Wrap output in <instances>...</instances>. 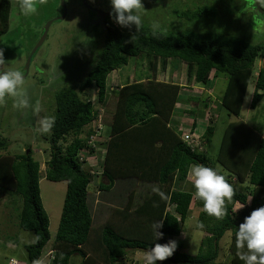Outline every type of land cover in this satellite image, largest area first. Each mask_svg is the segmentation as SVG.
Instances as JSON below:
<instances>
[{"label": "trees", "instance_id": "16d2710c", "mask_svg": "<svg viewBox=\"0 0 264 264\" xmlns=\"http://www.w3.org/2000/svg\"><path fill=\"white\" fill-rule=\"evenodd\" d=\"M10 12V0H0V35L9 29ZM190 16L212 17L215 9L199 8ZM131 35L128 29L116 24L112 16H107L104 45L96 65L77 89L63 88L54 97L55 124L48 137H42L49 144L45 178L51 182H65L66 192L50 263L71 264L74 255L80 259L78 264L127 262L130 252H145L156 243L164 244L169 238L178 237L194 202L203 209L195 229L206 234L197 253L191 255L176 249L171 257L157 264H217L220 241L227 232L230 238L225 253L230 257L229 264H243L237 254L235 232L245 217L264 206V138L242 121L229 124L215 159H212L206 150L214 131L212 122L199 136L198 145L188 144L184 136L187 131H194V124L187 131H177L169 126L181 87L157 82L155 74L157 68L164 71L169 60L172 63L178 60L185 64L186 79L206 89L213 76L226 75L220 106L239 118L247 87L254 78L253 65L261 46L244 37L217 32L166 34L158 31L153 35L151 28L144 24L135 39L129 42ZM139 57L145 59L147 78L121 87L113 106L108 138L98 143L105 150L103 157L98 156V159L102 158L100 173L105 179L104 184L96 183L98 189L108 192L115 188L116 192L117 185L131 189L124 193L121 190L118 195L124 194L127 198L119 199V206L112 207V217L94 229L88 187L100 173L95 167L92 172L83 166L87 156L94 158V144L91 146L87 142L93 135L100 134L97 127L91 126L100 114L95 104L84 96L95 88L96 104L102 109L107 100L108 75L127 66L129 59ZM207 96L211 98L206 95L190 102L195 104L194 107L199 104L209 111ZM263 97L264 68H261L254 80L249 108L255 109ZM189 113L194 116L197 111L194 109ZM144 129L149 132L140 134V139L138 133ZM132 133L137 134L136 138L128 144L126 138ZM67 138H71L69 142ZM8 147V140L0 137V191L22 197L18 228L33 232V241L24 249L28 264H38L42 250L50 240L49 221L40 198V165L32 158L30 149L19 155L2 154ZM193 164L217 169L233 186L234 194L231 199H226L224 216L208 215L203 202L193 196L194 188L192 191L174 188L175 183L187 178L188 168ZM136 182L147 185L145 193L138 195V199L137 193L132 191ZM153 188L165 192L168 199L162 200ZM236 203L244 206L238 213L233 212ZM154 221L163 223L160 229L163 239L154 241L151 229ZM199 223H203V229L197 228Z\"/></svg>", "mask_w": 264, "mask_h": 264}, {"label": "rangeland", "instance_id": "374dc122", "mask_svg": "<svg viewBox=\"0 0 264 264\" xmlns=\"http://www.w3.org/2000/svg\"><path fill=\"white\" fill-rule=\"evenodd\" d=\"M84 1L85 4L83 0H37L38 14L24 16L19 9L20 0H10L9 29L0 35V49L4 50L6 61L5 64H0V71H22L25 76L22 87L27 94L29 103L34 105L39 102L41 107L40 113L36 114L31 107L14 108L12 97L0 99V137L9 142L6 153L3 152L2 154L19 155L30 149L32 158L40 165V198L49 221L50 240L43 248L38 264H51L48 252L52 249L55 240L66 192V183L51 182L45 178L46 162L49 159V144L42 137L43 135L48 137L49 132L40 133L36 131L37 121L44 115H54L56 93L67 87L77 89L99 59L104 45V28L96 23L95 17L97 16L92 9L102 12L112 11L110 0ZM62 2L65 7L62 6ZM259 2L262 7L261 12L255 10L254 0H142L145 9L142 11L143 24L149 28L155 21L161 25L162 30L160 32L166 34L217 32L244 37L248 42L261 46L253 65L254 78L247 87L239 118H235L234 115L229 114L220 106L221 97L226 88V75L217 74L211 79L209 88L206 89L203 86V89L211 90V105L215 107L210 108L207 112L206 122L207 126L210 121L214 125L209 146L206 148L212 159H215L221 138L229 124L242 121L248 128L264 138V97L255 109L249 108L255 77L258 71L264 68V0H259ZM204 7H213L215 16L206 18L190 16L192 12ZM59 17H63V19L52 22L45 40L30 56L41 38L46 23ZM28 59L30 62L26 68ZM175 62L180 63L178 60ZM146 70L145 59L139 57L129 59L127 66L109 74L106 80L108 98L104 107L105 112H103V108L100 109V105L96 104L95 88L84 96L93 102L95 108L99 110L100 117L98 116L91 123V126L94 129L97 127L96 129L100 134L89 138L87 143L91 146L94 144L95 149L98 148L94 153L97 158L94 157L92 160L90 158L92 156H87L83 168H89L93 172L92 167H95L97 172L102 171V158L98 159V156H103L104 150H102L103 147L99 148L98 143L106 139V120L112 116L113 106H115L121 89L120 83L124 84L128 78L130 81L139 80L143 74H146ZM163 75L165 78L164 73L160 76ZM196 105L198 110L194 116L203 118L202 107L199 104ZM207 105L210 106L209 101H207ZM70 139L67 138V142ZM97 159L98 161H96ZM92 163L98 167L95 164L92 166ZM217 167H219L218 164ZM94 181L96 182L94 183ZM103 181L105 182V179L100 173L94 177L88 187V203L93 217L94 229L112 217V206H106L100 202H107L106 200H108L113 206H119L117 195L120 194L121 190L124 193V190L128 192L131 189L128 187L121 188L117 185L115 194L108 196L106 192L99 190L96 184H104ZM144 187L146 185L140 182H136L132 186L133 193H137V199L138 195L145 193ZM126 198L124 197V199ZM95 201H98L97 204ZM21 208L22 197L19 194L8 195L0 191V264H9L11 260L18 261L20 264H28L24 246L33 241L34 234L18 228ZM194 224L192 217H187L181 225L183 242L177 237H171L169 240H176L178 242L177 248H183L186 245L188 252L195 255L196 252L193 248L195 245L197 249V238L202 235V232L196 230ZM228 237L230 238L229 232L220 241L221 249L218 259L223 264L225 263L226 255L224 253L228 246ZM193 242L194 244H192ZM135 252L140 256L144 253L142 251ZM132 255L130 254L127 262L124 261L122 264H131V260L132 264L143 263L142 258H136ZM70 262L71 264H78L80 259L74 255ZM116 264H120V261Z\"/></svg>", "mask_w": 264, "mask_h": 264}, {"label": "clouds", "instance_id": "9594fccd", "mask_svg": "<svg viewBox=\"0 0 264 264\" xmlns=\"http://www.w3.org/2000/svg\"><path fill=\"white\" fill-rule=\"evenodd\" d=\"M112 12L110 16L115 23L122 28L128 29L132 35L131 42L135 39V34L139 32L143 25L142 11L145 10L142 0H110ZM19 9L24 16L38 14L37 0H20ZM153 35L162 30L159 22L151 24ZM4 50L0 49V64H5ZM25 76L19 70L0 71V99L5 97L13 98V107L18 109L32 108V111L39 114L41 107L39 102L34 105L29 103V99L23 84ZM247 99V98H246ZM55 116L44 115L37 121L36 131L48 133L54 127ZM187 176L191 180L194 193L193 196L203 202L204 211L210 215L220 218L225 215L226 199H231L234 194L233 186L220 174L217 169L207 167L202 164L190 165ZM162 200H167L165 192L159 188H153ZM243 205L241 206V208ZM235 209L234 211L241 209ZM163 223L154 221L151 225L155 240L163 239ZM198 229H203V223L197 224ZM184 235H186L184 233ZM236 247L238 257L243 264H264V206L259 207L244 218L235 232ZM178 247L176 240H169L167 243H156L154 247L146 250L143 255L144 264H157L158 261H165L173 255Z\"/></svg>", "mask_w": 264, "mask_h": 264}, {"label": "crops", "instance_id": "0c3cea01", "mask_svg": "<svg viewBox=\"0 0 264 264\" xmlns=\"http://www.w3.org/2000/svg\"><path fill=\"white\" fill-rule=\"evenodd\" d=\"M184 68H185V64L184 63H182V62H180V63H176V62L172 63L169 60L167 62V64H166V68H165L164 71H162L160 68H157L156 74H155V80L157 82L174 84V85H177V86L181 87V90L179 92V98L177 100V103L175 104V109L173 111V115L171 116V120L169 121V126H171L173 129L176 128L177 131H180V130L187 131V130H190V128L194 124V126H193L194 127V129H193L194 131L193 132L201 135V134L204 133V131L206 129L205 127H207L206 122H207V116H208L207 112L208 111L204 110V107H202L201 110L204 111V112H202L203 115H204L203 118H199V117H195V116H193L194 117L193 118L192 114H190L191 112L189 113V111H193L194 109L197 111L198 108L196 106L194 107V104H192V102H190V101H191V99H195L196 100V99L205 97V94L211 96L212 92H211V90L203 89V86L201 84H199V83H195L192 80L188 81L186 79L185 69ZM115 71L116 70H114L113 72H115ZM113 72H111V73H113ZM163 73L165 74V78H164V75L160 76ZM145 75L146 74H143L141 76V78H139V80L145 81V79L147 78V76H145ZM107 79H108V77H107ZM129 82H132V81H130V79L128 78L124 82V84L129 83ZM124 84L120 83V88ZM107 98H108V96H107ZM207 98L208 99H206V101L210 102L209 108H213L214 106L211 105L212 104V100L209 99L208 96H207ZM221 99H222V97H221ZM105 106L106 105L102 106L104 112H105V109H104ZM205 114H206V116H205ZM200 119H202V120H200ZM106 122H107V124H106L107 125L106 132H107V135H109V131H110L109 130L110 129V125L109 124L111 122V118H107ZM147 132H149V130L144 129V130H142L141 133H138L139 136H140V139H141V135H146ZM101 134H104V133H101ZM136 135H137L136 133H132L131 135H129V137L126 138L127 139V143L128 144L133 143L132 141L136 138ZM107 138H108V136H106L105 141L107 140ZM101 142H104V141H101ZM99 148H101V146ZM96 149H98V148H96ZM102 150H104V148H102ZM94 157L97 158L95 154H94ZM100 157H103V156H100ZM92 159H94V158H92ZM93 164H95V163H92V166H93ZM146 187H147V185H146ZM174 188L182 190V191H192L193 185H192L191 180L187 176V178L185 180L175 183ZM106 193H107L108 196L114 195L115 194V188H113L112 190H110V191H108ZM117 196L119 197L120 201H122V199L124 200V197H126V195H124V194H123V196H121V195H117ZM106 201L107 202H100V204L113 207V204H110V202H108V200H106ZM97 202L98 201H95V204H97ZM248 205H249V202H248ZM241 206L242 205H240L238 203L234 204L233 212L234 213H238L239 211H241L244 208V206L242 208H241ZM238 208H241V209H239V210H237V212H235L234 210L238 209ZM189 209H190V212H189V215L187 217H189V216L192 217V219L194 220V222L196 224L198 215L203 209L195 206L194 202L191 203ZM195 224H194V228H195ZM204 236H206V234L204 232H202V235L201 236L199 235L198 238H197L198 247L196 249L195 245H194V248H193V249H195L196 253H197V251L199 249L200 242H201V240H202V238ZM177 238H179L181 240V242H183L182 231H181L180 235ZM228 240H229V237H228ZM192 244H194V242ZM177 250H179L181 252H184V253H187V254H190V252H188V249H187L186 245L183 248H177ZM51 252H52V249L48 252V255H49L50 259L52 258V253ZM130 254H133L132 256H135L136 258H142V259H143V255H144V253H143L142 256H140L139 254H136V252H133V253H129L128 256H130ZM191 255H194V254H191ZM225 255H226V257H225V263L224 264H229L230 257L228 256V253H225ZM13 261L16 262L17 264H19L18 261H15V260H13ZM219 261H220V259H217L216 263L217 264H223L222 261L221 262H219Z\"/></svg>", "mask_w": 264, "mask_h": 264}, {"label": "water", "instance_id": "95a60500", "mask_svg": "<svg viewBox=\"0 0 264 264\" xmlns=\"http://www.w3.org/2000/svg\"><path fill=\"white\" fill-rule=\"evenodd\" d=\"M84 4H85V2H84ZM253 5H254L255 10H258L259 12H261V7H260V2H259V0H254ZM62 6L65 7V5H64L63 2H62ZM93 11H94V12L96 13V15L98 16V19H97L96 22L99 23L100 25H102L103 28L105 29V18H106L107 16H109L110 13H111L112 11H109V12H102V11H99V10H96V9H94ZM58 19L61 20V19H63V17L56 18V19L51 20V21H49V22L46 23V25H45V27H44V30H43V32H42L41 38H40V40L38 41L37 45L34 47V50L32 51V53H31L30 56H32V54L36 51V49H37V48L43 43V41L45 40V37H46V35H47V31H48L50 25L52 24V22H54V21H56V20H58ZM29 62H30V59L27 60L26 68H28V66H29Z\"/></svg>", "mask_w": 264, "mask_h": 264}, {"label": "built area", "instance_id": "2783aa9c", "mask_svg": "<svg viewBox=\"0 0 264 264\" xmlns=\"http://www.w3.org/2000/svg\"><path fill=\"white\" fill-rule=\"evenodd\" d=\"M199 136L200 135H197L196 133H190V131H187L185 136H184V140L190 144V145H198V139H199ZM92 138V137H91ZM10 264H17L16 262L14 261H11Z\"/></svg>", "mask_w": 264, "mask_h": 264}, {"label": "flooded vegetation", "instance_id": "af4514ba", "mask_svg": "<svg viewBox=\"0 0 264 264\" xmlns=\"http://www.w3.org/2000/svg\"><path fill=\"white\" fill-rule=\"evenodd\" d=\"M85 1L83 0V3H84ZM81 4H82V2H80ZM94 9H92V11H93ZM97 16V15H96ZM95 19L97 20L98 19V16L97 17H95ZM97 23V22H96ZM97 24H99V23H97Z\"/></svg>", "mask_w": 264, "mask_h": 264}]
</instances>
